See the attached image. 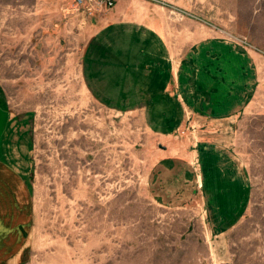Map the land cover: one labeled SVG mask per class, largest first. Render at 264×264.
Returning <instances> with one entry per match:
<instances>
[{
	"label": "rangeland",
	"instance_id": "obj_1",
	"mask_svg": "<svg viewBox=\"0 0 264 264\" xmlns=\"http://www.w3.org/2000/svg\"><path fill=\"white\" fill-rule=\"evenodd\" d=\"M47 1L0 0V98L27 119L31 141L22 264H264V63L253 99L228 123L184 97L214 40L264 60V0H114L94 13L159 36L163 54L143 65L174 78L180 104L164 135L151 124L156 93L90 78L76 0L67 13ZM222 160L242 167L247 189L217 221L225 207L204 176Z\"/></svg>",
	"mask_w": 264,
	"mask_h": 264
},
{
	"label": "crops",
	"instance_id": "obj_2",
	"mask_svg": "<svg viewBox=\"0 0 264 264\" xmlns=\"http://www.w3.org/2000/svg\"><path fill=\"white\" fill-rule=\"evenodd\" d=\"M69 1L71 0H58L56 3L66 13L71 8L77 11ZM78 13L81 20L75 19L73 26L77 28V36L83 37L87 42L79 44L78 52L88 54L87 58L95 71L91 72L90 78H108L110 91L122 94L156 93L152 100L158 102L153 105L151 124L156 125L159 133L163 134L167 122L170 124L171 118L180 116V104L171 91V80L174 84V78L170 74L160 75L156 68L148 71L143 65L150 51L152 55H158L159 52L163 54L159 36L149 41V34H139L135 29L126 30L120 21L108 19L106 13ZM83 14L87 16L84 17ZM82 18L85 23H82ZM122 32L125 34L121 35ZM122 37L125 39L121 41ZM206 50L201 53L203 61L210 56L209 61H205L206 69L198 74V80L187 85L189 90L186 89L187 94H183L193 105L194 101L199 100V107L213 111L217 116L211 119L212 122L228 123L230 116L235 119L253 99L263 78L260 67L264 60L257 52L236 50L221 40L210 42V48ZM124 58L127 60L124 61ZM123 78L127 80L126 83ZM166 78V83H160V80L164 82ZM218 116L225 117L221 119ZM28 123L26 118H21L8 109L0 98V264H22L21 254L25 253L24 246L29 241L25 225L32 218L33 188L29 177L31 161H24L31 153L29 132L24 129ZM229 162L231 160L213 163L204 176V182L215 183L206 192L207 196L214 192L217 204L225 207L221 208L217 221L228 213L238 211L247 189L242 167L233 162L227 166ZM187 169L188 167L183 166L184 172ZM228 205L231 207L228 208Z\"/></svg>",
	"mask_w": 264,
	"mask_h": 264
},
{
	"label": "built area",
	"instance_id": "obj_3",
	"mask_svg": "<svg viewBox=\"0 0 264 264\" xmlns=\"http://www.w3.org/2000/svg\"><path fill=\"white\" fill-rule=\"evenodd\" d=\"M113 5L114 0H76L75 9L87 14H94L96 11L109 9Z\"/></svg>",
	"mask_w": 264,
	"mask_h": 264
}]
</instances>
